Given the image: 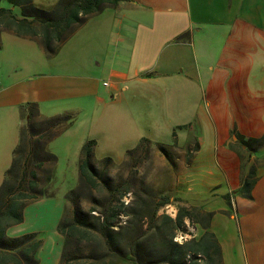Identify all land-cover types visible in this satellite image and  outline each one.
<instances>
[{
	"label": "crops",
	"instance_id": "1",
	"mask_svg": "<svg viewBox=\"0 0 264 264\" xmlns=\"http://www.w3.org/2000/svg\"><path fill=\"white\" fill-rule=\"evenodd\" d=\"M37 2L47 6L53 0ZM82 25L87 95L117 120L125 115L123 100L147 120L157 116L166 123L174 117L199 142L163 143L152 128L140 135L164 147L166 154L154 145L157 167L178 169L168 174L188 210L182 224L195 214L191 225L198 234L183 233L180 242L190 240L193 248L191 240L202 239L196 247L201 263L264 264V0H120L88 16L68 36ZM94 81L100 90L92 89ZM16 104L4 99L11 113L0 115V181L17 143ZM54 110L65 109L49 100L40 112ZM234 134L262 142L247 152ZM241 176L248 180L246 195L239 191ZM152 178L155 186L166 187L162 176ZM64 203L52 194L30 199L21 220L4 229L8 237L33 232L40 239L31 253L35 264H59L63 235L57 223Z\"/></svg>",
	"mask_w": 264,
	"mask_h": 264
},
{
	"label": "rangeland",
	"instance_id": "2",
	"mask_svg": "<svg viewBox=\"0 0 264 264\" xmlns=\"http://www.w3.org/2000/svg\"><path fill=\"white\" fill-rule=\"evenodd\" d=\"M32 1L38 4V0ZM0 6L10 7L16 15L20 13L19 6L13 5L8 0H0ZM84 43H87L85 25H82L71 37L67 36L50 52L44 50L37 38L19 36L7 28L0 29V115L8 110L4 105V99L17 100L14 116L17 141L20 128L25 124L28 115L34 110L42 115L41 107L45 108V103L49 100H54L65 110H54L43 116L58 113L71 116L70 123L46 142V148L54 158L52 195L58 196L65 202L64 215L67 218L72 219L76 214L78 219L85 217L87 220L86 224H78L81 230H84V236L77 234L68 238L64 249V259H68V264H88V260H92L95 254L105 252L106 255L108 246L104 237L102 238V235L94 229L92 225L94 219L91 215L97 214V210L101 208H109V205L116 200H122L123 206L119 207L120 213L117 217L119 225L114 226L118 233L114 240L122 244L124 238L132 232L152 249V254L148 255L146 260H155V250L159 253L166 243L169 244L166 238L172 231L170 237L176 242L183 240L181 237L183 233L196 236L198 231L191 225V220L195 216L192 211L193 217H189L187 225L182 224L181 231L172 229L167 217H174L178 208L185 206L179 200L181 196L178 184L174 180L169 181L170 174L177 175L178 169L168 170L157 167L154 150L158 144H152L153 142L147 137L140 135H146L152 128L156 135L161 136L160 141L163 143L172 145L188 143L194 147L199 142L186 129V125L175 122L174 117L169 118L167 125L162 117L155 116L153 120L151 118L147 120L140 114L137 116L133 111H129L124 100L120 108L125 115L124 117L120 115L119 120L110 115L106 109L102 110L101 101L95 102L91 94L87 95V55L83 49ZM94 82L96 86L93 85L92 89L100 90L101 83ZM99 90L96 91L102 95ZM7 113L9 115L11 111L8 110ZM26 137L23 147L28 148L29 144L26 140L28 142L29 138ZM87 139H93L92 161L103 170L104 176L111 185L110 188L103 183L90 185L82 181L78 175L77 162L81 146ZM207 144V138L203 137L200 143L203 150ZM22 154L25 155V152L22 151ZM104 157H108L110 163L105 167L102 166ZM34 165L36 162L31 166ZM45 166H48V163H45ZM35 170L39 178L46 174L37 167ZM169 172L171 173L168 174ZM154 176H162L159 181L165 183L166 187L155 186L153 178L150 182V177ZM69 188H73L74 191L67 192ZM64 194H67L66 199ZM161 196L167 197V201L154 208V204ZM92 207L95 210H91ZM36 235L42 237L44 232H38ZM189 256L185 255V260H188ZM104 258L107 259L106 256ZM202 264L206 262L202 261Z\"/></svg>",
	"mask_w": 264,
	"mask_h": 264
},
{
	"label": "trees",
	"instance_id": "3",
	"mask_svg": "<svg viewBox=\"0 0 264 264\" xmlns=\"http://www.w3.org/2000/svg\"><path fill=\"white\" fill-rule=\"evenodd\" d=\"M8 1L13 5H18L20 13L16 15L10 7L0 6V29L7 28L16 35L37 38L44 50L50 52L88 16L107 5L114 6L120 0H55L49 6L35 4L32 0ZM70 121L71 116L66 113L43 116L34 110L20 128L19 139L12 149L11 161L5 168L0 181V263L14 261L17 264H35L36 262L31 253L39 244L40 239L36 238L33 232L8 237L5 235L4 229L6 225L21 220L22 207L26 201L41 195L53 194L54 158L47 150L46 142L65 128ZM234 135L238 146H243L247 152L253 151L262 142V137ZM26 136L29 138L28 142L26 140V143L29 144L28 148L23 147L24 140L27 139ZM93 143V139H87L81 146L77 162L78 175L82 181L90 185L95 186L103 183L110 188L111 185L104 176L103 170H100L92 161ZM157 147L165 153L162 145L158 144ZM22 151L25 152V155L22 154ZM102 161L104 167L110 164L108 157H104ZM33 162H36V165L31 166ZM45 163H48V166H45ZM35 167L42 169L46 174L39 178ZM72 189L69 188L67 192L72 193L74 191ZM111 189L113 188L111 187ZM248 189V180L241 176L239 191L246 195ZM110 192L113 195V191ZM64 197L66 199L67 194H64ZM166 198L161 196L154 204V208L166 202ZM122 206L123 201L116 200L109 205V208H101L97 210V214L91 215L94 219L92 225L97 233L101 234L102 238L104 237L108 252L106 255L105 252L95 254L92 260H88V264H154L158 262L163 264H202L196 260L198 257L196 247L202 243V239L196 242L191 240L194 244L192 248L189 245L190 240L184 242L172 240L170 236L173 231L166 238L169 244L166 243L159 253L155 250V260H146L148 255L152 254V249L143 243L139 236L138 238L134 236L132 232L124 238L122 244L120 241L116 242L114 237L118 232L114 226L119 225L117 217L120 213L119 207ZM90 209L95 210L94 207ZM178 209L174 217L168 216L167 219L171 222L172 229L180 230L182 215L188 214V210L185 206H180ZM122 211L124 212V210ZM154 213L155 211L152 216ZM64 214L63 209L57 223V229L63 235L59 264H68V259H64V249L68 238L77 234L84 236V230H81L82 228L78 224H86L87 221L85 217L78 219L76 214L72 219L67 218ZM185 255H190L188 260H185ZM105 256L107 259L104 258Z\"/></svg>",
	"mask_w": 264,
	"mask_h": 264
},
{
	"label": "built area",
	"instance_id": "4",
	"mask_svg": "<svg viewBox=\"0 0 264 264\" xmlns=\"http://www.w3.org/2000/svg\"><path fill=\"white\" fill-rule=\"evenodd\" d=\"M104 84H106V81H103Z\"/></svg>",
	"mask_w": 264,
	"mask_h": 264
}]
</instances>
